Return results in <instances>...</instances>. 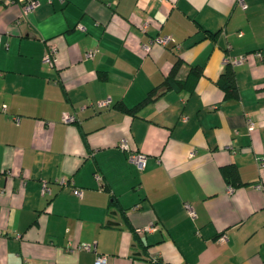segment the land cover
I'll use <instances>...</instances> for the list:
<instances>
[{
    "label": "crops",
    "instance_id": "crops-1",
    "mask_svg": "<svg viewBox=\"0 0 264 264\" xmlns=\"http://www.w3.org/2000/svg\"><path fill=\"white\" fill-rule=\"evenodd\" d=\"M243 2L0 0V264H264V0Z\"/></svg>",
    "mask_w": 264,
    "mask_h": 264
},
{
    "label": "built area",
    "instance_id": "built-area-1",
    "mask_svg": "<svg viewBox=\"0 0 264 264\" xmlns=\"http://www.w3.org/2000/svg\"><path fill=\"white\" fill-rule=\"evenodd\" d=\"M23 3V12L24 14H29L37 4H39V0H22ZM241 3L244 4L243 0H240ZM172 40V37L170 35H163L159 38H157V41L162 43V44H167ZM0 41H1V35H0ZM146 49H149V46L146 45L145 46ZM54 53H55V48L51 47L50 51L48 53L45 54L44 56V60L48 63H52L53 62V57H54ZM94 54V50H90L88 51V55L92 56ZM245 56H239L236 58H233L232 61L234 62H241L244 61ZM2 71L0 70V76L2 75ZM110 102V100H104L102 101L100 104L101 105H106ZM64 119L66 121H72L75 119L74 115L69 114V113H65L64 115ZM248 122V128L250 130H253L255 128V121L253 119H251L250 117L247 120ZM120 147H122L125 150H130V154H129V159L135 163L140 169H142L145 166V162H146V155H144L142 152L139 151H134L131 149L130 144L128 139H123L122 141H120ZM260 165H264V156H258L257 157ZM47 184H44V190L47 189ZM233 188L230 186V190H232ZM74 193L78 196H81L83 194V189L81 188H74ZM186 207L189 210L191 215H195V211L193 209V207L191 206L190 203H186ZM153 229V226H146L143 228H138V232L142 233L146 230H151ZM227 236L223 235L222 239H226ZM94 244L93 243H85L83 245H79V248L82 249H91L93 248ZM95 264H108V255L105 253H98L95 259Z\"/></svg>",
    "mask_w": 264,
    "mask_h": 264
},
{
    "label": "trees",
    "instance_id": "trees-1",
    "mask_svg": "<svg viewBox=\"0 0 264 264\" xmlns=\"http://www.w3.org/2000/svg\"><path fill=\"white\" fill-rule=\"evenodd\" d=\"M230 70L231 69L227 68L226 71L224 72V77H222L219 80V82H220V84L222 86L226 85L228 87H234L233 78H232ZM225 77H227V78H225ZM173 83H174V78H173L172 75H170L163 81V83L158 88H162L161 90H164V89L170 87ZM156 90L157 89H154L152 92H150V94L148 95V97L144 101L150 99L152 97L151 96L152 93L155 92ZM144 101H142L141 103H143ZM127 110H129L130 112H134L135 108L127 109ZM222 172H223V174H224V176H225V178L227 179L228 182H233L234 184L237 183V181H238V172H237V168L236 167H234L233 165H227V166L222 168Z\"/></svg>",
    "mask_w": 264,
    "mask_h": 264
}]
</instances>
